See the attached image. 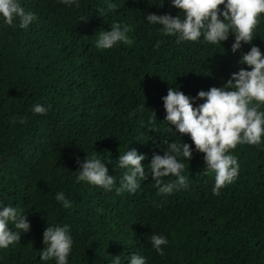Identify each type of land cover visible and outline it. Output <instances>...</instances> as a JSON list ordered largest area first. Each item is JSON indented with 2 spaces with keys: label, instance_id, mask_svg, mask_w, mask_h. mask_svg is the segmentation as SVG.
I'll use <instances>...</instances> for the list:
<instances>
[{
  "label": "trees",
  "instance_id": "1",
  "mask_svg": "<svg viewBox=\"0 0 264 264\" xmlns=\"http://www.w3.org/2000/svg\"><path fill=\"white\" fill-rule=\"evenodd\" d=\"M19 3L37 19L22 29L18 20L12 27L0 17V205L22 209L31 227L0 249V264H56L40 256L44 231L57 225L70 227L69 264H112L114 256L130 264L135 253L146 264H264V138L230 153L239 174L216 195L204 154L165 120L163 102L172 87L199 106L200 91L251 70L240 61L252 46L264 52V14L252 43L233 53L234 33L218 44L203 37L177 44L146 20L150 13L183 16L171 0H79L78 8L61 0ZM108 3L118 7L101 16ZM114 23L130 25L134 42L99 49L98 33ZM35 104L46 114H34ZM164 140L193 150L191 161L182 158L188 186L169 195L159 194L149 173L153 156L168 150ZM132 149L146 157L148 179L135 193L118 194L127 171L117 168L119 157ZM93 155L116 177L111 191L77 183L81 164ZM58 192L71 208L56 200ZM153 234L168 240L163 255L152 246Z\"/></svg>",
  "mask_w": 264,
  "mask_h": 264
},
{
  "label": "clouds",
  "instance_id": "2",
  "mask_svg": "<svg viewBox=\"0 0 264 264\" xmlns=\"http://www.w3.org/2000/svg\"><path fill=\"white\" fill-rule=\"evenodd\" d=\"M61 2L77 8L80 6L79 0ZM171 3L181 10L183 16L150 13L146 20L153 25H161L163 35L176 36L177 44L198 42L201 37L208 43L218 44L228 40L230 33H234L235 42L231 49L233 53L241 48L242 42L252 43L260 23L259 18L264 14V0H171ZM117 7L115 3H108L107 10L99 9L100 15L104 16L106 11H114ZM0 17L6 25L12 27H15L18 20L22 29L28 28L37 19L34 13L21 6L19 0H0ZM130 31V25L111 24L110 31L102 30L98 33L96 46L99 49H111L118 43L131 44L134 41L128 35ZM160 43L157 42V49ZM240 63L248 65L251 70L241 69L233 73L223 87L214 86L208 91H200L197 98L205 102L199 106H194V98L179 88L169 87L167 95L163 97L165 120L174 125L180 134L190 135L195 150L204 154L206 169L215 174L213 193L216 195L238 177V159L230 153L240 144L259 146L264 138V110L261 109L264 105V52L259 47L252 46L249 52L242 55ZM142 108L143 105L138 110ZM32 111L43 115L48 108L35 104ZM130 115H135V112ZM19 122L26 121L21 118ZM12 123H16V120ZM163 143L168 150L164 155L153 156L149 173L159 194L169 195L174 190L188 186V178L182 174L185 170L182 158L191 161L193 150L185 142L178 144L174 141L168 144L164 140ZM145 158L135 149L120 155L117 168L127 171L120 180V187L116 189L118 194L125 191L135 193L140 188V183L148 179L149 174H146L142 165ZM78 172L77 183L86 181L109 191L116 184V177L109 175L108 167L95 155L86 157ZM170 175L177 179L165 182L163 178ZM56 200L66 209L72 207L63 192L56 194ZM0 209V249H7L20 242L21 231L27 233L31 225L28 215L19 207L0 205ZM10 225L14 226L15 231ZM150 239L155 250L163 255L161 246L168 244L167 238L153 234ZM43 243L46 248L41 251V260L55 259L56 264H69L73 239L68 225L46 228ZM112 264H121V257L114 256ZM130 264H146V259L135 253L130 257Z\"/></svg>",
  "mask_w": 264,
  "mask_h": 264
}]
</instances>
